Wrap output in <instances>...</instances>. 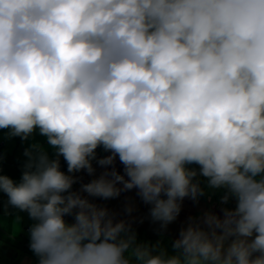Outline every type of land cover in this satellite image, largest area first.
I'll return each instance as SVG.
<instances>
[{
	"label": "clouds",
	"instance_id": "clouds-1",
	"mask_svg": "<svg viewBox=\"0 0 264 264\" xmlns=\"http://www.w3.org/2000/svg\"><path fill=\"white\" fill-rule=\"evenodd\" d=\"M0 130L53 150L0 174L39 264H264V0H0ZM132 189L164 228L209 190L222 215L169 254L89 199Z\"/></svg>",
	"mask_w": 264,
	"mask_h": 264
},
{
	"label": "rangeland",
	"instance_id": "rangeland-1",
	"mask_svg": "<svg viewBox=\"0 0 264 264\" xmlns=\"http://www.w3.org/2000/svg\"><path fill=\"white\" fill-rule=\"evenodd\" d=\"M6 135V134H4ZM111 153H103L98 154L97 158L104 157L106 155H110ZM96 167V173L95 175H89L86 171H81L76 173V177H78L77 181V191L81 189V186L83 184L91 182L93 179L98 178L101 173L105 171V169L98 164H95ZM112 166H110L109 170ZM114 167L121 173H124V166L119 162V159L117 158V161L114 165ZM24 171V168H22V173ZM6 175H8V172H6ZM14 180V178H13ZM18 183L17 180H14ZM206 186V182H205ZM122 187V185H120ZM75 189V188H74ZM76 190V189H75ZM3 194V193H1ZM209 194L211 195V198L213 196H217V199L219 200V196L221 195L220 192H216L214 195L211 194V190H209ZM6 197L7 195L4 194ZM85 196H87L86 193H84ZM92 202L102 206L107 207L110 212L115 214V218L117 221L119 220H126L132 224L133 231L137 234V241L140 243H148V244H156L157 242H160L161 247L167 249L169 254H174V250L172 249V244L174 241L179 238L180 232L182 228L187 226V223L189 222L190 218L192 217H198L202 215L204 212L211 210L217 213L218 215H222L221 211V205L219 204V201L215 200V197L212 198V200H215L214 202H209L205 200L203 197L200 198L199 203H197L194 200L185 198L182 202V210L180 212V215L177 217V219L168 224L166 228L162 227L161 222L153 221V219L150 216V208L151 205L144 203V201L141 199V197L138 195L137 189H132L128 191H122L121 194L112 199H102V198H96V197H89ZM8 197L2 200L0 198V209L2 208L3 212H6V216L9 215V219H7V231L9 232V225L13 223L14 229H17V235H21L22 229L24 230L25 226H22V219L24 221L31 220V218L28 216L27 212H21L18 209L11 207L7 203ZM216 203V204H214ZM232 207L235 206L234 202L230 205ZM131 207L132 211L129 213L128 208ZM15 217V219H14ZM74 220V217L71 218ZM12 221V222H8ZM2 223V220H0ZM21 223H19V222ZM72 223V222H71ZM32 226V224H28ZM12 228V227H11ZM6 233L8 234V232ZM26 233H23L25 235ZM9 235V234H8ZM12 237V236H11ZM7 235H0V239L4 241V243L8 245L14 244V240ZM3 243V244H4ZM4 244V245H6ZM18 253V250H16Z\"/></svg>",
	"mask_w": 264,
	"mask_h": 264
},
{
	"label": "crops",
	"instance_id": "crops-1",
	"mask_svg": "<svg viewBox=\"0 0 264 264\" xmlns=\"http://www.w3.org/2000/svg\"><path fill=\"white\" fill-rule=\"evenodd\" d=\"M34 143L44 145L49 155H53V150L47 145L46 138L40 136L38 133L34 134L28 140H23L18 136L10 137L8 130H0V174L6 175V172H8L10 178H14V180L19 182L22 176V168H24V164L28 159L25 156V151ZM0 198L4 200L7 197L0 193ZM215 200H217V197H215ZM71 218L73 217L68 216L66 220L71 223L74 221ZM7 219H9V215L6 216V212H3L1 208L0 220H2V223L0 221V235L12 236L11 238L14 240V244L8 245L0 239V264H39V258L30 248V228L32 226L28 224L33 225L35 222L32 219L27 222L22 219V223L18 221L23 227L25 224L27 225L24 227V230L22 229L21 235H17V229H14L13 223L9 225V232L7 231ZM8 222L10 223L12 221L8 220ZM23 233L26 234L23 235ZM16 250H18V253Z\"/></svg>",
	"mask_w": 264,
	"mask_h": 264
},
{
	"label": "trees",
	"instance_id": "trees-1",
	"mask_svg": "<svg viewBox=\"0 0 264 264\" xmlns=\"http://www.w3.org/2000/svg\"><path fill=\"white\" fill-rule=\"evenodd\" d=\"M103 153H107V152H105L102 148H98V149H97V154H103ZM60 161H61V170L67 173V163H66V161H64L63 158H61ZM77 186H78L77 183L74 184V186H73V190H74V191H77ZM74 188H75L76 190H75ZM209 195H210V194H209ZM215 197H217V196H215ZM203 198H204L205 200L208 199L207 196H205V197H203ZM212 198H213V197H212ZM212 198L209 199L208 201H209V202H212V201H213ZM214 201H215V200H214ZM214 201H213V202H214ZM218 201H219V200L217 199V202H218ZM214 204H216V203H214Z\"/></svg>",
	"mask_w": 264,
	"mask_h": 264
}]
</instances>
